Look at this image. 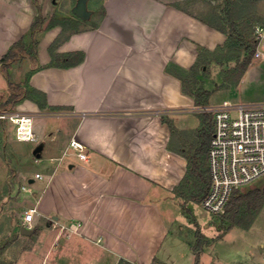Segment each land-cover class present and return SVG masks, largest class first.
<instances>
[{
    "label": "crops",
    "instance_id": "0c3cea01",
    "mask_svg": "<svg viewBox=\"0 0 264 264\" xmlns=\"http://www.w3.org/2000/svg\"><path fill=\"white\" fill-rule=\"evenodd\" d=\"M38 1L46 21L69 17L39 33L37 62L26 61L28 74L17 78L10 69L13 81L32 94L6 105L12 93L1 59L29 37L38 8L33 0H0V113L24 117L36 140L17 133V141L11 139L9 117L0 119V138L29 149L43 144L40 157L36 147L5 153L0 183H12L27 210L38 209L33 228L57 224L60 255H72L73 264H191L178 256L188 249L196 257L194 243L175 227L189 205L201 202L177 191L201 119L181 75L200 61V48L206 61L227 34L190 9L192 0H101L93 23L94 9L87 19L73 13L78 0ZM260 51L227 90L234 99L224 101L264 103V43ZM210 98L209 105H219ZM72 139L85 145L86 161L68 155ZM32 162L45 170L33 171ZM26 183L32 187L23 189ZM61 226L76 229L70 240ZM260 255L249 264H264Z\"/></svg>",
    "mask_w": 264,
    "mask_h": 264
},
{
    "label": "rangeland",
    "instance_id": "374dc122",
    "mask_svg": "<svg viewBox=\"0 0 264 264\" xmlns=\"http://www.w3.org/2000/svg\"><path fill=\"white\" fill-rule=\"evenodd\" d=\"M231 1L234 2L233 0H192V3L188 6L198 16L214 21L215 14L226 17V9ZM100 2L101 0H88L89 11H92V9L95 11V15L90 17L89 23H93L98 19L102 11ZM235 2L236 10L239 13L238 24L240 29L247 35H256L254 32L255 23L264 22V0H235ZM70 16L74 15L70 13ZM65 17L69 16L57 15L52 21L47 20L45 26L57 20L62 21ZM82 25L85 24L81 23L78 27L82 28ZM237 53V49L232 53L224 51L219 54V59H222L221 63L211 62L206 69L202 65L198 67L197 73L199 76L197 77V83L201 84L203 81L202 77L205 76L207 78L205 85L213 92L210 103L220 105L226 97L234 99L235 95H229L227 90L235 85L234 67L237 65V59L230 58ZM256 57L255 54L253 61L256 60ZM26 61H28V58L21 59L12 65V73H17L15 77L19 76L18 74L23 77L29 73ZM188 82L192 85L190 80ZM7 120L13 124L10 131L11 139L17 141L15 139L17 123H14L10 118ZM5 140L3 137L0 138V164L2 159H4L3 156L8 151L30 150L33 152L36 147L34 144H38L33 143V147L29 149L28 147L19 146L13 141L6 143ZM42 157H46V152H44ZM9 160L11 159H6V161ZM38 164H32L33 171L37 169L45 170L44 166ZM26 185L27 187H32L28 183ZM252 187H264V177L242 191ZM11 188H13L12 183H10L9 187L7 183L4 185L0 183V264H73L72 255H67L63 259L61 257L63 255H60L61 246L57 245L56 226L46 230L43 225H37L30 234L22 232L21 220L28 211V202L20 195V191ZM188 207L189 215L185 214L178 217L175 229L189 244L196 243L198 230L205 236L206 240L203 239L207 241V244L204 245L203 251L198 258V264H249L252 256L255 257L257 254L260 255V253L264 252V206L251 227L244 228L235 225L226 231L223 237L218 236L227 229L229 223L223 220V214L213 215L203 207L202 203L193 202ZM72 228V226H61L60 229H57H59L60 234L70 240L71 235L76 232ZM84 247L89 248L87 245ZM93 249L91 248V252L94 253ZM178 257L183 259L187 257L188 260L190 259L191 264H194V258H196L188 249Z\"/></svg>",
    "mask_w": 264,
    "mask_h": 264
},
{
    "label": "trees",
    "instance_id": "16d2710c",
    "mask_svg": "<svg viewBox=\"0 0 264 264\" xmlns=\"http://www.w3.org/2000/svg\"><path fill=\"white\" fill-rule=\"evenodd\" d=\"M233 1L228 4L225 18L220 14L214 15V26L227 34L226 43L218 47L214 52H210L211 57L206 61L202 60L206 59V51L200 48V61L192 67L190 72L181 75L184 82V90L193 95L197 106L208 105L209 98L212 94V91L205 89L202 84L197 83L199 66L207 67L211 62L221 63L222 59H219V54H222L224 51L232 53L237 49L238 53L235 56H231V58L229 57L230 59H237V65L234 67L235 84H237L250 64H252L257 52L258 40L256 35H247L240 29L238 24L239 13L236 10V2L235 0ZM33 3L38 8V15L31 25L29 37H22L13 43L1 59V69L7 76L12 93L6 105H14L23 97H30L32 94L21 83H15L13 81L10 69L14 63L21 59H31L34 64L37 62L38 36L44 30L46 18L42 13V7L39 1L33 0ZM53 23L51 22L49 25ZM258 24H264V22L255 23L254 32ZM79 57L83 56L81 55ZM188 80H190L192 85L189 84ZM199 116L201 125L197 129V144L193 153L188 156V173L182 180L180 188L177 191L185 199L196 202H201L210 188L208 149L214 130V121L211 113H199ZM263 206L264 187H252L246 191L235 192L227 205L226 211L222 215L223 220L229 222L228 227L218 237H222L226 231L235 225L249 228ZM196 238L193 250L198 263V258L207 241H205V236L199 230L196 233Z\"/></svg>",
    "mask_w": 264,
    "mask_h": 264
},
{
    "label": "built area",
    "instance_id": "2783aa9c",
    "mask_svg": "<svg viewBox=\"0 0 264 264\" xmlns=\"http://www.w3.org/2000/svg\"><path fill=\"white\" fill-rule=\"evenodd\" d=\"M258 40L256 56L262 55L260 47L264 43V24L255 29ZM199 113H211L214 130L208 149L210 188L201 201L203 207L213 215L226 211L235 192L242 191L264 177V103H244L225 100L220 105L194 107ZM9 117L17 123V137L21 140H36L35 134L22 129L25 118L18 115L0 113V119ZM19 121V122H17ZM68 155L86 161L85 145L72 139ZM36 178H43L41 173ZM28 189L27 186H22ZM38 209H28L22 219V226L33 229ZM57 226V224H54ZM76 230L74 227L72 228ZM264 262V255L262 258Z\"/></svg>",
    "mask_w": 264,
    "mask_h": 264
},
{
    "label": "water",
    "instance_id": "95a60500",
    "mask_svg": "<svg viewBox=\"0 0 264 264\" xmlns=\"http://www.w3.org/2000/svg\"><path fill=\"white\" fill-rule=\"evenodd\" d=\"M87 2H88V0H78L77 4L73 8V13L82 19L89 18L91 15V11H89V9H88ZM42 148H43V144L41 143L34 149V154L37 157L41 156ZM21 230L23 233H26V234L32 233V229H28L25 227H22Z\"/></svg>",
    "mask_w": 264,
    "mask_h": 264
},
{
    "label": "bare ground",
    "instance_id": "6f19581e",
    "mask_svg": "<svg viewBox=\"0 0 264 264\" xmlns=\"http://www.w3.org/2000/svg\"><path fill=\"white\" fill-rule=\"evenodd\" d=\"M17 122H19V121H17ZM25 127H22V129H24Z\"/></svg>",
    "mask_w": 264,
    "mask_h": 264
}]
</instances>
